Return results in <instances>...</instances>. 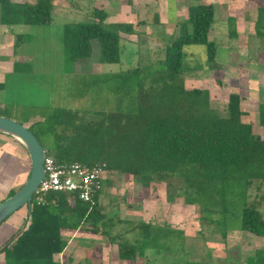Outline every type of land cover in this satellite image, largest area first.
I'll list each match as a JSON object with an SVG mask.
<instances>
[{"label":"trees","instance_id":"trees-1","mask_svg":"<svg viewBox=\"0 0 264 264\" xmlns=\"http://www.w3.org/2000/svg\"><path fill=\"white\" fill-rule=\"evenodd\" d=\"M52 9V0H37L34 5L0 0V24L48 25ZM187 12V19L178 25V35L164 47L158 67H140L139 61L119 73L79 75L64 94L68 108L43 111L45 115L21 124L29 123L28 130L40 144L43 139L59 163L98 165L104 175H129L142 188L164 182L169 188L167 202L180 197L182 204L197 206L199 219L214 223L223 240L229 231L264 239V139L252 133L251 124L242 122L246 114L237 93L229 94L222 116L211 107L207 90L185 88V72L221 69L216 61L217 45L208 39L214 6L191 5ZM89 17L90 22L64 26L60 45L67 61L89 60L91 41L96 40L100 64H118L126 51V44H121L127 42L121 34H137L134 25L105 23L107 13L102 9H92ZM228 25V39L233 40L235 23ZM254 27V38L264 48V6L258 9ZM192 45L205 47L206 60L187 68L185 49ZM20 68L15 65V72ZM258 120L264 127V104L259 106ZM174 181L178 185L170 191ZM102 182L109 185L107 179ZM17 190H10L7 197ZM98 195L93 205L70 201L64 193H48L42 205L33 201L27 229L2 251L8 252L5 264H57L53 256L67 245L61 230L89 223L90 230L98 233V224L104 220ZM135 226L140 233L136 243L109 237L117 244L120 260L142 256L144 238L150 239L154 230L148 223ZM184 264L199 263L186 260ZM246 264H264V252L256 251Z\"/></svg>","mask_w":264,"mask_h":264},{"label":"rangeland","instance_id":"rangeland-1","mask_svg":"<svg viewBox=\"0 0 264 264\" xmlns=\"http://www.w3.org/2000/svg\"><path fill=\"white\" fill-rule=\"evenodd\" d=\"M57 1L61 4L73 3L79 11L74 12L73 10L75 9H71L68 4V8L73 11L72 13L64 14V17H60L55 12L50 24L27 27L32 30H29L24 35L23 42L26 43L24 44L26 46L24 49H27V57L30 59L28 60L30 61V70L24 73L23 69L21 74L18 75L14 74L13 71L5 72L0 70V76L4 78L0 82L5 86L3 91H0V115L8 116L18 123L29 118L34 119V117L43 116L45 115L43 111L46 110L52 111L55 108L58 111V108H68V97L64 96V94H67V90L72 88L71 82L79 75L119 73L137 66L139 61L140 67L147 66L151 69L158 67L157 62L163 58L164 47L178 35L177 26L172 23L177 20L175 19L177 17L176 13H178L177 10H180V15L184 13L187 15L188 13L183 7L178 8L175 0H169L167 5L169 13L167 15L164 12L162 15L164 16L166 13L164 18L166 19L167 17V19L172 21L169 25L158 26L153 23L155 15L160 17L158 5L149 9L148 7L145 9L141 7L132 8L130 6L132 9L128 13L133 15V17L140 15V18L137 21L134 20V23H136L137 29L141 32H139V36L125 37L127 42H122L121 47L125 43L126 46L124 45L123 49L125 50L126 48V51H123L121 61L118 64H100L99 44L96 40L91 41L92 53L89 60L84 63L71 64L67 61L66 54L60 45L62 28L67 23L90 22L89 9L92 10L97 4H102L103 0ZM221 1L223 9H225L226 5L227 8L225 10L229 11L232 8L231 3H233V0ZM234 1L240 5V3L245 1L253 0ZM105 2H108V0H105ZM207 2L209 0H187L184 6L188 9L191 5H206ZM112 5L117 21L125 12L123 11L125 10L123 8L124 4L121 0H113ZM236 8L238 11L236 18H239L240 21L237 26L240 30V25L242 28V20L246 16H243L245 12L241 10V6ZM126 10H129V8L127 7ZM109 15L112 17L111 13ZM182 16L179 20L182 19ZM133 17L129 15L127 19H132ZM140 19L145 24V27L139 26L140 22L138 20ZM256 21L257 17H255L254 22ZM249 24L251 26L252 23ZM237 26L235 27L234 25L236 30ZM230 30L228 23L220 22L210 26L208 39L217 45L216 61L221 65V69L215 71L200 69L185 72L182 76L184 86L186 89L207 90L211 107L222 116L226 111L229 94L237 93L242 99L241 109L246 114L242 117V122L251 124L252 133L264 139V127L259 125L258 120L259 106L264 104V48L260 47L261 44L257 38L251 36L246 39L240 31H238V38L230 41L228 39ZM172 32L174 33L171 35ZM170 36L171 38H169ZM20 48H23L22 45ZM257 50H261L259 56L255 54ZM185 51L187 53L185 67L191 68L205 63L204 46L192 45L187 47ZM4 56L2 51H0V62H3ZM243 59H247L249 68L245 67ZM252 62L253 64H251ZM25 63L28 62L26 61ZM254 68L255 70H251ZM252 71L256 72L253 73ZM240 77H247L248 80ZM40 142L44 147L47 146L41 138ZM43 149L46 154H49L47 147ZM19 150L23 155V149L19 147ZM124 175L126 174L119 175L116 172H107L103 176V179L109 180V185H104V188L102 187L103 191H100L98 195H101L99 206L102 207L105 216L104 220L98 224V227L101 226V223L105 227L104 229L100 227L96 234V232L90 230L91 226L89 223L82 224L76 229H79V232L88 231L84 233L89 235L82 234L83 236H81L79 234L80 240L87 242H101L104 240L108 244L106 236L109 241V237L117 236L119 239H126L130 243H136L140 238V233L136 231L137 229L131 228L135 225V222H132V218L127 216L129 212L136 211L138 214L140 212L139 215L142 216L143 220H147L146 222L154 227L150 239L148 236H146V239L144 238L147 241L145 242V250L142 256L137 257L136 264H184L186 260L199 264H246L247 259L253 257L256 251L261 250L264 252L263 238L256 237L248 232L229 231L226 239L223 240L220 234L217 233L214 223L199 219L200 215L197 206L183 205L180 197L175 198L172 203L167 202L166 192L169 188L164 182L153 183L148 188H141L139 184L135 183L133 177ZM176 185H178V182L174 181L170 191H173ZM109 187L111 193L120 192L123 196L106 200L105 194L109 191ZM0 195L2 196L1 191ZM4 197L5 195H3L2 199ZM6 198L8 197L6 196ZM121 198L123 200H120ZM125 198L129 204H131V199L133 200L132 206H120L122 202H125ZM137 198L143 201L144 207L143 204L134 203ZM110 204L111 206H109ZM172 204L178 205H174L175 207L171 208L173 217L171 216V211L167 213V208H170ZM109 207L111 209H108ZM165 213H167L166 216ZM119 220L125 221L124 224L119 222ZM99 237H102L101 240L98 239ZM3 240L4 238L1 237L0 243ZM5 243L6 241L3 244ZM75 243L78 244L79 242L76 240ZM3 244H0V246ZM114 244L117 245L116 242ZM75 245L73 244V246ZM90 246L92 247H87L86 250L80 251L79 261L76 264H90L91 260L89 257L92 258L91 254L98 250L93 245ZM111 248L114 249L115 246ZM77 254L74 253L72 255L70 259L72 263L75 262L74 258ZM0 255V264H5L8 252H3ZM129 263L134 262H123L122 264Z\"/></svg>","mask_w":264,"mask_h":264},{"label":"crops","instance_id":"crops-1","mask_svg":"<svg viewBox=\"0 0 264 264\" xmlns=\"http://www.w3.org/2000/svg\"><path fill=\"white\" fill-rule=\"evenodd\" d=\"M10 1L13 3H16V4L34 5L37 0H10ZM112 1L113 0H108V2H105V0H103L102 4H100V5L97 4V6L93 9H102L107 13V19H106L105 23H120V22L132 23L135 27L134 30L137 33V34H132V35L139 36V32H141L139 29H137L136 23H134V20L137 21V19L140 18L139 17L140 15H135L133 17V15L128 13V12H131L132 8L141 7V8L147 9V7H148V9H149L151 7L154 8L155 5H158V8L160 10V17L158 15H155L156 17L154 16V22L153 23H155L158 26L159 25L165 26V25H169L172 21L170 19H167V17H166V19L164 18L166 16V13H167V15L169 13V11L167 9V5L169 4V0H146V1L145 0H121L124 4L123 8L125 10H123V11H125V12H123L121 18H119V20H117V21H116V19H117L116 15L114 14V8L112 5ZM175 1L178 5V8L183 7L184 10H187V8L184 6V3L186 4L187 0H185V1L184 0H175ZM68 4H69V7H71V9L72 8L75 9V10H73L74 12L79 11V10H77V8L75 7V5L73 3L61 4V3H58L57 0H52V5H53L52 18L55 16V12L57 14H59L60 17H64V14L72 13L73 11H71V9L68 8ZM206 4H212L215 8V15H214V24L215 25L220 23V22L229 23V21H234L235 27L237 26V24H240L239 18H236L237 17L236 13H238L236 7L241 6V10L245 12V14H243V16H246V17L244 20H242V28L240 25V30L238 29V26H237V30L235 29L236 38H238V31H240L243 34V37H245L246 39L248 37H251V36L254 37V29H255L254 20H255V17H257V13H258L257 10L259 8H261L262 6H264V0H253V1H249V2L245 1L243 3H240V5H238L233 0V3H231L232 8L229 11L225 10L227 8V5L225 6V9L222 8L221 5L223 3L221 0H209V2H207ZM130 6L132 8H130ZM127 7L129 8V10H126ZM91 11L92 10L89 9L88 16H89V13ZM164 12H166V13L163 16L162 14ZM177 12H178V13H176L177 17H175V19H177V20H175L176 22L173 21L172 23L174 25H176L177 29H178L179 23L186 20L188 17V14L186 15L184 13V14H182L183 15L182 16L179 14L180 10H177ZM109 13H111L112 17H110ZM233 13H235V14H233ZM129 15L132 16L133 18L127 19V17ZM181 16H182V19L179 20ZM217 17H219V19H217ZM138 21L140 22L139 26L145 27V24L143 23V21L141 19ZM73 23H75V22H73ZM249 23H252L251 26ZM27 27H30V26H25V25H21V24L6 26V25L0 24V47H1L0 51H2V55H5L3 62H0V70H3L5 72L13 71V73L17 74V75L21 74L23 69H24V73L30 70V64H29L30 61H28L30 59L27 57V55H28L27 49H24L26 47L24 44H26V43L23 42L24 35L29 30H32L31 28L28 29ZM63 28H62L61 32H63ZM173 33L174 32H172L171 35ZM132 35L121 34V37L123 36V38L125 39V37H130ZM18 36H21L20 37V44L18 47H15ZM169 38H171V36ZM233 40H230V41H233ZM21 45L23 48H20ZM232 45H233V43H232ZM255 54L257 56H259L261 54V50L255 51ZM26 61L28 63H25ZM243 61L245 62V65H246L245 67L249 68V64H248L249 62L247 61V59L246 60L243 59ZM17 64L18 65L20 64L21 68L18 70V72H15L14 67ZM251 64H253V62ZM251 70H255V68L251 69ZM255 72L256 71H254L253 73H255ZM2 78L3 77L0 76V80L4 79V78L3 79ZM240 78L248 80L247 77H240ZM0 84H3V83L0 82ZM0 91H3V90H0ZM24 125L28 128L29 123H26ZM19 147H21V145L18 142H16L15 140H13L12 138H10L8 136L0 134V177H1L0 191L2 192V196L0 195V202L5 200V197L7 196L8 192L10 190L17 189L20 186H22L23 183L26 181L28 175H29V172H30L29 157H28L27 153L25 152V150L21 147L23 149V152H24V154L22 155V153L19 150ZM119 175H121V174H119ZM124 176H129V175H124ZM103 188H104V186H103ZM102 191H103V189H102ZM3 195H5L4 199H2ZM119 196H123V194L120 192L119 193H113V192L111 193V189L109 187V191L105 194V199L111 200V199H113V197L119 198ZM129 196H130V194H129ZM100 197H101V195L98 196V200H97L98 204H99ZM120 200H123V198H121ZM132 202H133V200L131 199V204H132ZM134 203L139 204V205L143 204V207H144V203L140 198L135 199ZM131 204H129L127 199L125 198V202H122V205H120V206H123V205L126 207L132 206ZM174 205L178 206L177 204H172L170 206V208H167V213H169L171 211L172 207L173 208L175 207ZM109 206H111V204ZM185 206H187V205H185ZM101 209H102V207H101ZM108 209H111V207H109ZM129 210H130V208H129ZM102 213H103V209H102ZM167 213H165V216L167 215ZM172 213H173V211H171V216L173 217ZM139 214H140V212H139ZM139 214L136 211H131V212H129V214H127V216L132 218V220H133L132 222H135L134 223L135 225H137V223H147L146 222L147 220H143L141 218L142 216H140ZM25 217H26V208H22L19 211H17L16 213H14L12 216H10L7 220H5L0 225V238L1 237L4 238L3 242L0 244H3L5 241L7 243L11 239V237L17 231H19V229L21 228V226L24 223ZM143 217H145V216L143 215ZM104 218H105V216H104ZM119 222L124 224L125 221L119 220ZM135 225L133 227H131L134 230H136ZM78 230L79 229H75V230L63 229V230H61V237L63 238L64 241L67 240L66 241L67 245L61 254H57V255L53 256V260L55 263H57V264H76L79 261L80 251L86 250L87 247H92L90 245H93L96 249H98V250L94 251L92 254L90 253L92 256V258L89 257L91 260L90 264H122L123 262H134V263H129V264H136L137 263V258L134 261L120 260L119 256H118V252H117V245H115L114 243H111V241L108 240L107 236H106V241L108 242V244H106L104 240H102L101 242L100 241H92V242L88 241L87 242V241L80 240L79 234H81V236H83L82 234L89 235L88 233H84V232H88V231H84V232L80 231L79 232ZM90 235H92V234H90ZM101 238L102 237H99L98 239L101 240ZM76 240L79 242L78 244L75 243ZM73 244H76V245L73 246ZM97 244H99V245H97ZM2 246H0V247H2ZM113 246H115L114 249L111 248ZM108 247H110V248H108ZM104 249H107V250H104ZM74 253H78V254L74 258L75 262L72 263L71 262L72 260H70V259Z\"/></svg>","mask_w":264,"mask_h":264},{"label":"water","instance_id":"water-1","mask_svg":"<svg viewBox=\"0 0 264 264\" xmlns=\"http://www.w3.org/2000/svg\"><path fill=\"white\" fill-rule=\"evenodd\" d=\"M0 134L8 136L18 142L30 160V172L26 181L12 196L0 202V225L20 209L26 208V217L23 225L0 248V253H2L3 250L8 248L27 229L30 223L32 198L38 185L44 178L43 162L45 151L37 138L25 125L10 118L0 116Z\"/></svg>","mask_w":264,"mask_h":264},{"label":"built area","instance_id":"built-area-1","mask_svg":"<svg viewBox=\"0 0 264 264\" xmlns=\"http://www.w3.org/2000/svg\"><path fill=\"white\" fill-rule=\"evenodd\" d=\"M44 178L38 185L32 202L42 205L48 193H64L70 201L78 200L90 205L103 187V169L96 165L87 167L78 163H59L51 154L43 162Z\"/></svg>","mask_w":264,"mask_h":264},{"label":"flooded vegetation","instance_id":"flooded-vegetation-1","mask_svg":"<svg viewBox=\"0 0 264 264\" xmlns=\"http://www.w3.org/2000/svg\"><path fill=\"white\" fill-rule=\"evenodd\" d=\"M5 245V244H4ZM1 248V247H0Z\"/></svg>","mask_w":264,"mask_h":264}]
</instances>
